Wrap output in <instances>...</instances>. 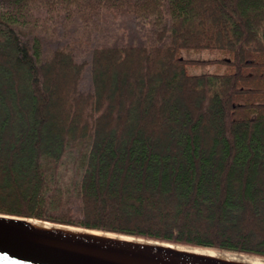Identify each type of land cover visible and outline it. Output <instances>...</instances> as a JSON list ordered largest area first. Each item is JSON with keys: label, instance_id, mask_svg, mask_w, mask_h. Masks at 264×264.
Listing matches in <instances>:
<instances>
[{"label": "trees", "instance_id": "16d2710c", "mask_svg": "<svg viewBox=\"0 0 264 264\" xmlns=\"http://www.w3.org/2000/svg\"><path fill=\"white\" fill-rule=\"evenodd\" d=\"M0 214L264 259V0H0Z\"/></svg>", "mask_w": 264, "mask_h": 264}, {"label": "water", "instance_id": "95a60500", "mask_svg": "<svg viewBox=\"0 0 264 264\" xmlns=\"http://www.w3.org/2000/svg\"><path fill=\"white\" fill-rule=\"evenodd\" d=\"M97 231L51 223L33 218L0 214V264H217L190 257L187 250L214 252L230 258H263L219 252L115 233L113 236L137 239L155 245L179 247L180 250L127 248L108 240L96 241L83 231ZM102 232V231H98ZM93 241V242H90ZM150 246V245H149ZM183 250V251H182ZM235 255V257H232Z\"/></svg>", "mask_w": 264, "mask_h": 264}, {"label": "rangeland", "instance_id": "374dc122", "mask_svg": "<svg viewBox=\"0 0 264 264\" xmlns=\"http://www.w3.org/2000/svg\"><path fill=\"white\" fill-rule=\"evenodd\" d=\"M149 31L141 25L138 21L132 18H118L113 21H102L94 32H90L89 39L91 41L90 44H83L82 42L80 45L78 43L75 44V60L77 62L89 60V53L92 47L97 45H120L124 43H131V44H143L147 38V34ZM78 38L77 33H73L72 31H68L66 37L62 36L61 33L58 34L55 40H48L45 42L44 47L46 50L52 49L64 42L74 41ZM82 39L81 41H84ZM77 42V41H76ZM80 42V41H78ZM187 58H192L195 60H203V59H212L214 55L200 52L198 54H189L186 55ZM212 68L199 66V67H192V71L194 73L206 72L210 71ZM79 89L83 92H89L91 90V80H90V73H89V65H85L84 70L81 74V79L79 82ZM61 176L63 178L73 179L75 175V169L70 166H63L60 170ZM66 180V179H65ZM243 255V254H241ZM247 256V255H244ZM258 258V257H257Z\"/></svg>", "mask_w": 264, "mask_h": 264}, {"label": "bare ground", "instance_id": "6f19581e", "mask_svg": "<svg viewBox=\"0 0 264 264\" xmlns=\"http://www.w3.org/2000/svg\"><path fill=\"white\" fill-rule=\"evenodd\" d=\"M86 233L90 239L91 237H94L96 241H103V240H108L111 243H116L117 245L120 246H125L127 248H137V249H146L147 251L152 250V248H157L156 250H162V252H167V248H170L171 250L173 249H178L177 251L180 250L179 247H171L167 245H155L153 243H148L144 242L142 240H137V239H129V238H123L120 236H113L108 233L104 232H98V231H83V234ZM92 240V239H91ZM93 242V241H90ZM150 245V246H149ZM183 251V250H182ZM185 254L189 255L190 257L194 258H201L203 260H207L209 262H214L217 264H264V261L262 260H257V259H250L246 257H239V258H230L227 256H221L217 253L214 252H204V251H197V250H187L185 251ZM232 257H235V255H232Z\"/></svg>", "mask_w": 264, "mask_h": 264}]
</instances>
